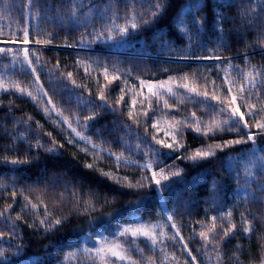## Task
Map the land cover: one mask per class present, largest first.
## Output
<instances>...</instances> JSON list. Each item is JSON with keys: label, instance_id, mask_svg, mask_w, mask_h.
I'll list each match as a JSON object with an SVG mask.
<instances>
[{"label": "trees", "instance_id": "16d2710c", "mask_svg": "<svg viewBox=\"0 0 264 264\" xmlns=\"http://www.w3.org/2000/svg\"><path fill=\"white\" fill-rule=\"evenodd\" d=\"M161 2L33 0L30 6L29 0H0V41L22 39L24 28L33 40L52 41L27 46L31 66L19 46L0 44L12 49L0 54L7 89L0 90V264H59L83 240L111 234L134 218L162 221L165 231L155 246L144 239L123 241L136 264H193L188 250L195 264L264 260V137L217 148L238 136L215 128L228 116L211 99L214 93L230 98L226 78L235 80L233 93L244 85L238 95L251 94L259 112L249 123L264 122V0H165L170 6L163 15H147ZM140 13L150 25L132 30ZM203 17L207 22L198 31L194 18ZM126 24L130 31L121 35ZM105 69L109 79L119 78L109 83ZM150 83L167 88L152 95ZM207 129L212 131L204 135ZM174 132L183 145L177 151L153 139L173 143ZM198 149L215 155L191 160ZM5 157L31 163L5 164ZM149 163L151 169L144 167ZM160 168L169 175L163 191L150 182ZM174 171L181 175L171 176ZM144 176L145 187L124 186ZM213 217L216 235L209 233L206 243L199 233L212 227ZM56 219L63 223L55 225ZM249 225L253 231L245 233Z\"/></svg>", "mask_w": 264, "mask_h": 264}, {"label": "snow or ice", "instance_id": "6c2138e0", "mask_svg": "<svg viewBox=\"0 0 264 264\" xmlns=\"http://www.w3.org/2000/svg\"><path fill=\"white\" fill-rule=\"evenodd\" d=\"M33 3V0H29V4L31 6V4ZM170 5L168 3L165 2V0H162L161 3H158L156 5H153L152 7L155 9L154 11L147 13V15L151 16L152 18L158 19L161 15H163L164 10L169 7ZM141 19L139 21L137 20H133L130 24V28L132 30H138V28L140 26H148L150 25V21L143 19V16L145 15L144 13H140L139 14ZM223 19V18H221ZM194 22L197 24L198 27V31L199 29L203 28L204 24L207 22V18L203 17L200 20H195L194 18ZM129 26L126 24L125 26L120 27L119 31L121 35H127L130 31ZM181 31H183V29H181ZM23 32V36L22 39H16V40H9V41H0V43H4V44H23V45H29L32 41L30 40V32L28 28H24L22 30ZM102 35V34H101ZM109 39H111V30H109ZM189 39H192V37H189ZM42 41L40 39H36L35 43L40 44ZM52 41L51 40H45L43 41V43L45 44H50ZM71 46V45H69ZM222 45V41H221V45ZM12 49L11 48H7V47H0V54H5L8 52H11ZM23 51V55H24V60L25 63H27L29 66L32 65V60L30 59V49L28 47H24L22 49ZM204 59H216V60H220L221 57L220 56H207V57H203ZM39 59V57H37V60ZM33 73H35L36 69L33 67L32 68ZM71 73H68V76L71 77ZM105 79L109 81V83H111L112 80L118 79L119 77L117 76H113L111 77V79H109L108 73H107V69H105ZM250 75V74H249ZM36 79L38 80L39 77L37 76ZM226 82L229 84V87L227 89L228 93H229V97L230 98H225V100H221L220 96L216 95L215 93L211 96L212 100H216L218 101L222 107L220 109L221 113H226L228 118L224 119L223 121H218L216 122L215 128L219 131H228V132H236L238 138L234 139V140H227L224 141L223 144H218L216 145L217 148H224V147H229L235 144H241V143H248V142H253L255 143L256 139L258 136L260 137H264V122H262L261 120H257V119H253V122L250 124L249 123V118H254L256 116L259 115V112L254 110L255 109V104L250 103V98H251V94H249V96H243V95H238V94H242L244 93L247 89L244 85H240L239 88H237V92L233 93V88L236 86V81L232 80V79H228L226 78ZM74 83V81H73ZM141 85H144V81L140 82ZM251 83V81H250ZM214 84V82H213ZM255 87V85H253ZM13 87L16 88L17 91L21 92L22 94H27L28 96H32V98L35 100L36 97L32 95L31 92H27L25 89L23 88H19L18 86L14 85ZM106 87V86H105ZM159 88H163L164 85L161 84L158 86ZM184 88L189 89V91L191 92H196V88H189L188 84H184L183 85ZM0 90L3 91H7L6 88L3 87L2 84H0ZM148 91L152 94V95H158V92L154 91L153 85L149 84L148 85ZM168 92H171L172 89L169 88L167 89ZM205 98H208V92H204L202 94ZM101 100H105V96L103 94L100 95L99 97ZM120 99H123V96L120 97ZM239 101V102H238ZM49 103H51V101L49 100ZM117 103H119V100L117 101ZM133 104L135 105V101H133ZM243 107L246 109V111H242L241 107ZM260 111H264V107H262L260 109ZM129 116H132V112H129ZM193 116H195V113H193ZM93 117H89V119H92ZM194 123H196V127H195V131L196 132H200L201 128L199 125V122L194 121ZM153 127L155 128L156 125L154 124ZM255 127L258 131L256 133H253L251 131V128ZM209 131H212V129H207L203 132L204 135H208ZM83 139V137H81ZM153 139L155 140V142L157 144L162 145L164 148L170 149L172 151H177L178 147H183V145H180L178 143V141L176 140V134L175 132L173 133V143H168L164 140H159L156 139V137L154 136ZM37 147H43V145H37ZM5 151H8V149H5ZM49 152H54L56 151V149L54 147H50L48 148ZM215 153L211 150H197L195 152V154L190 157L191 160L196 161L197 159L200 160H205L209 157L214 156ZM117 160H120V157H117ZM3 163L7 164V163H11L13 165H20V164H29L31 163V161L27 158H25L24 160H20V159H12L11 161H9L7 159V157H5L2 161ZM87 168L89 169H93L94 165L93 164H87L86 165ZM144 167H147L148 169L152 168V165L149 163L147 165H144ZM106 176H109L110 178V174L108 173H103ZM181 173L180 171H174L171 172V176L174 177H178L180 176ZM169 180V175L165 174V169L164 168H160L159 173H157L156 171H152L151 177H150V182L154 183V185L157 186V190L158 191H163L164 186L162 185V181H167ZM149 184V177L144 176L141 178V180L137 181V183L135 185L131 184V183H126L124 186L128 187V188H143L146 185ZM13 196L16 195L15 192L12 193ZM27 199V198H25ZM12 206L9 205V208H11ZM32 208H36V205H32ZM228 216H231V213L227 214ZM17 219H19V217H17ZM169 220L172 219L171 216L168 217ZM217 217H213V224L212 227L208 229L207 232L205 231H201L199 233V236L202 240H204L206 243H210L211 242V238L209 236V233L213 234V237L216 235L215 233V221H216ZM47 222V218L43 221H41V224H44ZM55 225H60L63 223L62 220L60 219H56L54 221ZM50 227L46 230H50ZM172 227L175 228L176 225L172 224ZM236 228V225H231L229 228H224L222 235H221V240H223L226 237H229V235L233 232V230ZM243 231L245 233H251L253 231V229L251 228V226H246L244 227ZM131 233V236L135 239L138 237H144L146 238L148 241L151 242L152 246H155V244L157 243V236L154 232L153 229L147 228V227H137V228H124V230L120 233L121 236L126 235L127 233ZM178 234V233H177ZM182 239V238H181ZM185 249H187V245H184ZM126 249L124 248V246L120 243H112V244H102L101 247L96 249V253L97 255H101L102 253L108 252L111 253L112 257H116L120 260H124L125 259V255H126ZM142 251V250H141ZM124 253V254H122ZM5 253L4 250L0 249V257H4ZM188 256L191 257V261L193 262V264H195L197 258L192 255L191 250H188ZM103 258V256H102ZM130 259V258H129ZM132 264H136L135 261H132ZM185 264H188V261H185ZM261 264H264V260L261 261Z\"/></svg>", "mask_w": 264, "mask_h": 264}, {"label": "rangeland", "instance_id": "374dc122", "mask_svg": "<svg viewBox=\"0 0 264 264\" xmlns=\"http://www.w3.org/2000/svg\"><path fill=\"white\" fill-rule=\"evenodd\" d=\"M30 40L32 42L29 44V46L43 44V42H41L40 44H37V43H35V40H33L31 38H30ZM0 44H4V43H0ZM7 45L19 46V48H20L19 51H22V49L24 47L28 46V45H23V44H7ZM0 84H2L3 87L5 85L4 79H3V74H1V73H0ZM150 84L153 85L154 91H156V92L164 91L167 88L166 87L167 83H160V84L150 83ZM161 84L164 85V87L162 89L158 87ZM146 87L148 89V86H146ZM167 215L170 216V214L168 212H167ZM126 227L127 228L147 227V228L153 229L156 236H157V242L159 240L163 239L164 232H165L164 228H163L162 221L157 220L154 222H147V221L140 219V218H134L130 222L119 223L118 225H116L113 229H111L112 230L110 232L111 234H99L98 233V234L94 235V238H91L89 240H83L82 244L79 247H77L76 249L69 251V253H67L65 255V257H64L65 259L61 263L59 262V264H77L78 260H81V262L94 260V261L99 262L100 264H132V259L129 256L128 251H126V255H125L124 260H120L116 257H112L111 253H108V252L102 253L101 255H97V253H96V249L101 247L102 244L120 243L127 250V248H126L127 243H123V241H125V242L129 241L128 244H132V245H135L134 241H136L138 239H144V240L148 241L146 238H144L142 236L134 239L131 236L130 232L124 236H121L120 233ZM122 254H124V253H122ZM102 256H103V258H102ZM81 257H83V258H81ZM82 259H85V260H82Z\"/></svg>", "mask_w": 264, "mask_h": 264}]
</instances>
